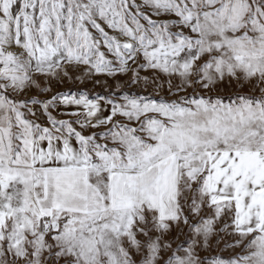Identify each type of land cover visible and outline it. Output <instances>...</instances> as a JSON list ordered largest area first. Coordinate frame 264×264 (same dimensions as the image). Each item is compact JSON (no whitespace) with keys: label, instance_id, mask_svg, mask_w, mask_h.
<instances>
[{"label":"snow or ice","instance_id":"6c2138e0","mask_svg":"<svg viewBox=\"0 0 264 264\" xmlns=\"http://www.w3.org/2000/svg\"><path fill=\"white\" fill-rule=\"evenodd\" d=\"M0 264H264V0H0Z\"/></svg>","mask_w":264,"mask_h":264},{"label":"rangeland","instance_id":"374dc122","mask_svg":"<svg viewBox=\"0 0 264 264\" xmlns=\"http://www.w3.org/2000/svg\"><path fill=\"white\" fill-rule=\"evenodd\" d=\"M87 87L89 89H92V91L94 93H99V94H102V95L106 94L104 88L101 87V86H97V87L93 88V86L91 84H88Z\"/></svg>","mask_w":264,"mask_h":264}]
</instances>
